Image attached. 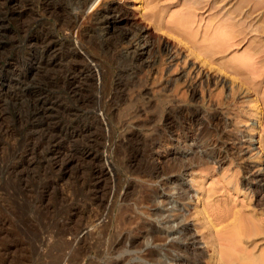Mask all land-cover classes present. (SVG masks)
Wrapping results in <instances>:
<instances>
[{
  "label": "rangeland",
  "instance_id": "obj_1",
  "mask_svg": "<svg viewBox=\"0 0 264 264\" xmlns=\"http://www.w3.org/2000/svg\"><path fill=\"white\" fill-rule=\"evenodd\" d=\"M42 1L0 0V264H240L242 258L253 264L264 251L261 237L257 245L245 236L227 243L221 235L213 243L229 221L213 220L209 228L200 209L206 206L209 214L228 207L264 220L263 203L242 184L244 166L259 154L264 168V0H104L121 7L129 21L107 25L103 37L94 33V43L112 41L128 25L143 27L171 57L155 53V64L128 75L125 46L110 42L95 56L102 77H81L71 86L75 93L63 57L54 64L39 59L42 36L48 32L62 43L50 55L74 48L84 56L85 50L43 11L64 0ZM78 94L92 101L84 104ZM100 98L112 104L101 125L94 115H101L94 108ZM183 104L200 109L202 122L179 141L175 134L184 124L175 108ZM137 106L142 113L134 114ZM211 113L218 120L206 121ZM223 123L229 140L216 146ZM245 133L253 135L250 147ZM162 143L160 149L172 152L162 175L150 178L148 154ZM224 248L238 254L226 257Z\"/></svg>",
  "mask_w": 264,
  "mask_h": 264
},
{
  "label": "bare ground",
  "instance_id": "obj_2",
  "mask_svg": "<svg viewBox=\"0 0 264 264\" xmlns=\"http://www.w3.org/2000/svg\"><path fill=\"white\" fill-rule=\"evenodd\" d=\"M14 0H5L6 3L8 4H12ZM44 1V0H43ZM42 1V2H43ZM221 1V0H220ZM244 1V0H243ZM246 1V0H245ZM49 2V1H47ZM63 2V0H62ZM5 3V4H6ZM218 3V2H217ZM41 4V3H40ZM56 5H59L58 8H55L56 6H51L50 2L48 3L47 6H43V11L45 13V11H47L48 13H53V15L55 16V19H56V23H55V28L59 30H63L65 31L67 34L69 35H72L75 39V44L80 47L81 49H84L85 53H84V56H81L74 48L69 50L68 52H65V54H62V55H59L57 53H53L54 55H50L51 53L49 52L51 48H53L54 46H56L57 44H59L61 46V42H59V39H57L58 41H55L53 40L52 36L50 34H43L42 36V41L41 43L44 44L43 45V51H42V54L40 55L39 59L41 58V61L43 63H52L54 64V62H56L59 58L61 60V58L63 57V60L66 62V64L68 65V75H70V78L69 79V82L68 83V86L69 88H71L70 91H72L73 93L75 92H78L76 91L77 89L74 88V87H71L73 86L77 80L81 79V77H92L93 75L97 77V79L99 80L100 77H102V70L100 68V64L99 62L97 61V59L95 58V56L97 55V52H101V51H104L109 49V46L111 47L112 46V43L113 45H117V44H121L122 46L124 45L125 46V54H124V57H126L129 62L131 63V67L127 70V69H124L125 72H128L130 70V72L128 73V75H132L134 72H135V68L136 69H145V68H148V67H151L154 63V60H155V53H164V55L168 54L167 56L170 55L169 51H168V47L165 43H162V42H156L148 33H147V30L146 28H134L132 27L131 25H128L126 30L125 31H122L120 33H118L112 41V43L110 42H106L105 40H100V44L97 45L96 43L93 42V35L94 33H99V32H102L103 35H101V37L107 35L109 33V31L106 29L107 25L110 27V28H113L115 27L117 24H127L128 23V18L125 16V13L123 11V9L121 7H119L118 5H106L104 0H64V3L63 4H59V1L57 3H55ZM241 5V4H240ZM246 5V4H245ZM51 6V7H50ZM217 6V5H216ZM237 6V5H236ZM236 6L234 8V12H237L236 11ZM242 7V6H241ZM233 10V8L231 9ZM230 10V11H231ZM238 12H240V7L238 6ZM243 10V9H242ZM253 10V9H252ZM229 11V10H228ZM250 11H251V8L249 10H245L244 12V15H243V19L249 17L251 14H250ZM1 13V12H0ZM10 14V11L7 10L5 14ZM225 13V12H224ZM229 13V12H227ZM241 13V12H240ZM239 13V14H240ZM3 14V13H1ZM0 14V15H1ZM232 14V13H230ZM23 15V14H22ZM229 15V14H228ZM235 15V13L233 14ZM238 15V14H237ZM242 15V14H241ZM34 17V16H33ZM235 17V16H234ZM231 19V18H230ZM242 20V19H241ZM2 22V21H1ZM0 22V24H1ZM88 24L86 28H84L85 30L82 29V24ZM239 23V22H238ZM44 24V23H43ZM48 24V23H47ZM159 24V23H158ZM180 24V23H179ZM184 24V23H183ZM54 25V24H53ZM181 25V24H180ZM185 25V24H184ZM184 25H181L184 26ZM29 26V25H28ZM26 27V26H25ZM41 27V26H40ZM47 28V27H46ZM174 28V27H173ZM184 28V27H183ZM183 28L181 30H183ZM22 29V28H21ZM29 29V28H28ZM41 29V28H40ZM253 29V28H252ZM27 30V29H26ZM37 30V29H36ZM46 30V29H45ZM48 30V29H47ZM50 30V29H49ZM48 30V31H49ZM53 30V29H52ZM175 30V29H174ZM177 30V29H176ZM42 31V30H41ZM26 32V31H25ZM29 32V31H28ZM37 32V31H35ZM40 32V31H39ZM45 32V31H44ZM183 33V31H181ZM180 31L176 32L178 34H182ZM175 33V34H176ZM100 34V33H99ZM171 35V34H170ZM174 35V33H173ZM177 36V35H176ZM184 36H185V30H184ZM40 37V36H39ZM67 37V36H66ZM65 37V38H66ZM187 37V36H186ZM67 38H70L69 36ZM185 39V37H184ZM61 40V39H60ZM110 40V39H109ZM177 40V39H176ZM181 40V43L182 41L184 42L183 39H180ZM179 40V42H180ZM191 40H193L191 38ZM218 40V39H217ZM68 41V40H67ZM186 41V40H185ZM190 41V40H189ZM188 39H187V42H189ZM178 42V43H179ZM67 43V42H66ZM69 43V42H68ZM180 43V44H181ZM190 43V42H189ZM193 43V42H192ZM186 44V42L184 43V45ZM188 44V43H187ZM65 45V44H64ZM195 45V43H194ZM36 46V45H35ZM123 46V48H124ZM63 47V46H62ZM105 47V48H104ZM190 47V45H189ZM61 48V47H60ZM59 48V49H60ZM65 48V47H64ZM67 48V47H66ZM192 48V47H191ZM48 51V52H46ZM53 51V50H52ZM51 51V52H52ZM164 51V52H162ZM189 51V50H188ZM55 52V51H53ZM119 52V51H118ZM46 53H48L46 55ZM191 53V52H190ZM37 55V54H36ZM35 55V56H36ZM34 56V55H33ZM171 57V55L169 56ZM35 58V57H34ZM79 62L81 63L80 65H77L75 62ZM40 62V61H38ZM89 62H94L95 63V66H91V64ZM57 63V62H56ZM134 66V67H133ZM127 68V67H126ZM124 70H122L124 72ZM134 70V71H133ZM138 71V70H137ZM124 72V73H125ZM120 73V71H119ZM140 73V72H139ZM67 75V77H68ZM65 78H66V75H65ZM135 79V78H134ZM132 79V80H134ZM65 81V80H64ZM68 81V80H67ZM137 81V80H136ZM135 81V82H136ZM78 82V81H77ZM66 83V81H65ZM201 83V82H200ZM73 84V85H72ZM193 85V84H192ZM116 88H118V84L116 86ZM102 88H100V92H102ZM119 90V88L117 89ZM1 91V90H0ZM107 91V90H106ZM106 91L103 90V92L106 93ZM99 92V91H98ZM141 93V92H140ZM138 94V95H141V94ZM195 86H190V95L192 97L195 96ZM77 94V93H76ZM101 94V93H100ZM79 95V94H78ZM104 95V94H103ZM79 98L80 101L82 103L85 104V102H89V101H92V98L91 96H87V95H79ZM113 96V95H112ZM99 97V95H98ZM101 97V95H100ZM98 100V99H97ZM100 101L98 102V106L97 107H94L96 108V110H100L101 111V115L100 116H97L96 114L95 117H96V120L97 122L101 124H105V112L110 109L112 107V104L111 106L109 105V107H107V103L105 101H102L103 99H99ZM92 103V102H91ZM95 103V101L93 102ZM88 104V103H87ZM86 104V106H87ZM82 105V104H81ZM46 107V106H45ZM80 107V106H79ZM172 107V106H171ZM143 108L142 106H137L134 110V114H139L140 112L142 113L143 112ZM175 108V107H173ZM45 109V108H44ZM92 109V108H91ZM180 113H181V118H182V123L184 124V126L182 128H178L177 131H176V139L179 140V141H184L186 139L188 132H190L192 129H196L197 126H199L202 122V111L198 108H192V109H188L187 107H184V104L182 106H176V108ZM95 110V109H94ZM172 111V110H171ZM176 111V110H175ZM174 112V111H173ZM172 112V113H173ZM213 112V111H212ZM107 113V112H106ZM167 113V112H166ZM170 113V112H169ZM167 113V114H169ZM178 113V112H177ZM155 114V113H154ZM175 115V114H174ZM152 116V115H151ZM154 116V115H153ZM171 116V115H170ZM180 116V115H179ZM37 117V116H36ZM158 117V116H157ZM206 117V116H205ZM203 117V118H205ZM167 118V117H166ZM176 118V117H175ZM154 119V118H153ZM165 119V118H164ZM174 119V118H173ZM207 119H209L210 121L214 120V119H217L218 120V117H217V114L216 113H211L210 115H208V118H206V121ZM171 120V119H170ZM170 120L168 122H170ZM181 120V119H180ZM204 121V122H206ZM217 122V121H216ZM215 122V123H216ZM173 122H171L172 124ZM214 123V124H215ZM164 124V122H163ZM176 124V123H175ZM181 124V123H180ZM218 124V123H217ZM225 123H223V128L221 127V130L222 132H220L219 134V138L217 137V140H215L213 142L214 145L218 144V143H222V141H226V140H229V133L228 135H226L223 131L224 127L226 126V124L224 125ZM177 125V124H176ZM230 125V124H229ZM158 126V125H157ZM166 126V125H165ZM164 126V127H165ZM171 126V125H169ZM48 127V126H47ZM214 127V126H213ZM155 128V127H154ZM160 128V127H159ZM171 128V127H170ZM156 129V128H155ZM218 129V128H217ZM226 129V128H225ZM229 129V128H227ZM161 130V128H160ZM175 130V129H174ZM220 130V131H221ZM233 130V129H232ZM172 131V130H171ZM229 131V130H227ZM153 132V131H151ZM195 132V131H194ZM232 132V131H231ZM157 133V132H155ZM166 133V132H165ZM216 133V132H215ZM164 134V133H163ZM168 134V133H167ZM213 134V133H212ZM218 134V132H217ZM216 134V135H217ZM242 134V133H241ZM149 135V134H148ZM154 135V134H153ZM162 135V134H161ZM170 135V134H168ZM158 136V135H157ZM218 136V135H217ZM234 136V135H233ZM152 137V136H151ZM154 137V136H153ZM152 137V139H153ZM159 137V136H158ZM158 137H155V138H158ZM161 137V136H160ZM159 137V138H160ZM216 137V136H215ZM226 137H228L226 139ZM231 137V136H230ZM170 137L168 136V139ZM172 138V137H171ZM241 138H244L243 140V143L245 144H248V147H250L252 145V141H253V135L251 133H245L244 135H241ZM174 139V138H173ZM174 139V140H176ZM158 140V139H157ZM163 140V139H162ZM235 141V140H233ZM153 142V141H151ZM163 142V141H162ZM178 142V141H177ZM155 143V142H153ZM152 143V144H153ZM158 143H160L158 141ZM168 143V142H167ZM182 143V142H180ZM184 143V142H183ZM189 143V142H188ZM234 143V142H233ZM143 144V143H142ZM151 144V145H152ZM171 144V143H170ZM185 144V143H184ZM162 144H159L157 145V147L155 148V150H151V152L148 154V158L150 159V161L153 162V169L152 167H150L152 169V171H150V178H156L159 176V173H161L162 175V171H163V162L165 160H167V158H169L170 154H171V150L172 149H160ZM160 146V147H159ZM172 146V145H171ZM190 146V145H189ZM217 146V145H216ZM221 146V145H220ZM223 146V145H222ZM169 148V146H166ZM215 147V146H214ZM151 149V148H150ZM163 151V152H166V155L164 158H161L160 156H158V153L160 151ZM232 152H234L236 155H241L243 153V150L240 149L239 151L238 150H234L233 148L231 149ZM261 151V149H260ZM257 152V153H260ZM89 153V151H88ZM147 153V152H146ZM214 153V152H213ZM234 155V154H233ZM257 155V154H256ZM158 156V157H157ZM214 156L220 160V152L219 151H216L214 153ZM173 156H171L172 158ZM257 157V156H256ZM262 156H260V154L258 155V159H256V163L254 162L252 165H249V164H246L243 168V180H242V184L244 186V189L247 191V194H254L256 196V202L257 204L259 203H263L264 205V168H262V162H261V158ZM146 158V159H148ZM176 158V157H175ZM214 159V158H213ZM151 163V162H150ZM151 166V164H150ZM166 167V166H165ZM178 167H182V166H179ZM253 167H256L255 171L254 172H251L252 171V168ZM175 168V167H174ZM178 168V169H179ZM182 169V168H181ZM180 169V170H181ZM167 171V170H166ZM170 172V171H169ZM173 172V171H172ZM170 172V173H172ZM181 172V171H180ZM164 173V172H163ZM174 173V172H173ZM179 173V172H178ZM147 174V173H146ZM149 174V173H148ZM165 174V173H164ZM160 175V176H161ZM179 175V174H177ZM159 176V177H160ZM158 177V178H159ZM155 181V179H153ZM177 180V179H176ZM160 181V180H159ZM157 182V181H155ZM164 183V182H162ZM175 183V182H174ZM159 185V184H158ZM176 185V183H175ZM160 186V185H159ZM166 186V185H165ZM171 186V185H170ZM179 187V186H178ZM160 188V187H159ZM166 188V187H165ZM172 189V188H171ZM170 189V190H171ZM180 189V188H178ZM166 190V189H165ZM169 190V189H168ZM167 190V191H168ZM185 190V189H184ZM183 190V191H184ZM166 191V192H167ZM178 191V190H176ZM180 192V191H179ZM182 192V191H181ZM169 193V191L167 192ZM185 193V191H184ZM187 194V192H186ZM183 196V195H182ZM180 197V196H179ZM187 197V196H186ZM177 198V197H176ZM189 198V197H188ZM187 198V199H188ZM179 199V198H178ZM182 199V197H181ZM176 200V199H175ZM183 200V199H182ZM211 201V200H210ZM177 202V201H176ZM184 202V201H182ZM201 202V201H200ZM208 203V202H207ZM179 204V203H178ZM210 204V203H209ZM208 204V205H209ZM215 204V203H214ZM217 204V203H216ZM220 204V203H219ZM204 205H207V204H204ZM211 205V204H210ZM219 206V205H218ZM210 207V206H209ZM213 207V206H211ZM200 209V208H199ZM206 206H204L202 209L204 214V218L205 220L207 221L206 223H209V228H210V223L211 225L213 224V220L217 221L216 224L218 223H222L224 224L223 222H227V224H225V231H223L221 233V229L217 232V234L220 232V234L217 236L215 234L214 237H212L213 239L215 237H218L221 236V240L223 239L225 242H237L238 240H241L242 236L247 239H254L252 240V245L255 243V245H257L258 243L255 242L256 241V238L257 237H261V239L264 241V220L261 219L259 216H256L255 217H252L250 218L251 216H247V214L249 213H246L244 215H246L245 217H243V212L239 213L237 210L236 211H233L231 208H228V207H222V208H217L214 209L215 211L217 212H214L212 211L211 213H207L208 212V209ZM211 209V208H210ZM213 209V208H212ZM200 210L197 211L200 213ZM201 211V212H202ZM202 212V213H203ZM196 213V212H195ZM197 214V215H200V214ZM253 214V213H252ZM210 215L212 216L213 215V218L211 219L210 218ZM251 215V214H250ZM255 215V214H254ZM253 215V216H254ZM173 217V216H172ZM201 217V216H200ZM249 217V218H248ZM174 218V217H173ZM181 219L184 218L183 217H180ZM197 218V217H196ZM168 219V218H167ZM176 219V218H175ZM203 218H201L202 220ZM177 220V219H176ZM183 220V219H182ZM195 220V219H194ZM198 220V218H197ZM197 220H195L194 222H196ZM205 220H203L204 222L201 223L202 221H199L202 224H205ZM175 221V220H174ZM219 221V222H218ZM180 222V221H179ZM193 222V224H194ZM197 222V223H198ZM225 222V223H226ZM171 223V222H170ZM185 223V222H184ZM183 223V224H184ZM196 223V224H197ZM215 223V222H214ZM199 224V223H198ZM143 225V224H142ZM178 225H180L178 223ZM219 225V224H218ZM221 225V224H220ZM224 226V225H222ZM195 227V226H193ZM214 227V225H213ZM184 228V227H183ZM187 228V227H186ZM208 228V229H209ZM212 228V227H211ZM154 229V228H153ZM182 229V227H181ZM177 230V229H176ZM199 230V229H198ZM149 231V230H148ZM192 231V230H191ZM209 231H211L209 229ZM217 231V229L215 230ZM148 233V232H147ZM180 233V232H179ZM182 233V232H181ZM191 233V232H190ZM189 233V234H190ZM187 234V235H189ZM211 233H209L210 235ZM212 234V235H214ZM157 235V240L161 237H163V235H159V234H156ZM191 235V234H190ZM194 235V234H193ZM166 236V235H165ZM195 236V235H194ZM206 236V235H205ZM128 237V236H127ZM154 237V238H155ZM188 237V236H187ZM209 239L211 238L210 236H208ZM125 238V237H124ZM185 238V236H184ZM195 238V237H194ZM211 238V239H212ZM220 238V237H219ZM162 239V238H161ZM160 239V240H161ZM183 239V238H182ZM189 239V238H188ZM210 239V240H211ZM216 239V238H215ZM212 240L213 241H216V240ZM244 239V238H243ZM245 239V240H247ZM261 239H258L261 241ZM185 240V239H184ZM194 240V239H193ZM220 240V239H218ZM183 241V240H182ZM262 241V243H264ZM184 242V241H183ZM187 242V240H186ZM189 242V241H188ZM211 242V243H212ZM227 242V243H228ZM241 242V241H240ZM246 242V241H245ZM254 242V243H253ZM194 243V242H193ZM210 243V242H209ZM214 243V242H213ZM218 243V242H217ZM231 243V244H232ZM230 244V243H229ZM251 245V243H249ZM235 245V244H233ZM237 245V244H236ZM211 247V246H210ZM264 248V247H263ZM225 249V252L223 253H226L225 256L227 257V253H230L231 254V250L232 249H228L226 250ZM235 249V248H234ZM238 249V248H236ZM227 251V252H226ZM230 251V252H228ZM235 250H233L232 254L234 253ZM251 251V250H250ZM261 251V250H260ZM222 252V251H221ZM264 252V251H263ZM262 252V254L259 256H257L255 259L253 257V260L254 262L252 261L253 264H264V253ZM222 253V254H223ZM235 253H237L235 251ZM240 253V251H239ZM256 253V252H255ZM229 254V255H230ZM238 254V253H237ZM236 254V255H237ZM246 254V253H245ZM224 255V254H223ZM240 255V254H239ZM244 255V254H243ZM256 255V254H255ZM222 256V255H221ZM233 256V255H232ZM62 257V256H61ZM238 257V256H237ZM224 258V257H222ZM232 258V257H230ZM242 258V257H241ZM235 259V258H233ZM243 259V258H242ZM240 259L239 260V263L241 261L240 264H247L244 262V260ZM250 257L247 259L249 260ZM227 261H230L227 260ZM243 261V262H242ZM251 261V260H250ZM247 262V261H246ZM249 262V261H248ZM219 263V262H218ZM231 263V261L229 262ZM177 264V263H176ZM181 264V263H180ZM227 264V263H226ZM231 264H234L233 262ZM249 264H251L249 262Z\"/></svg>",
  "mask_w": 264,
  "mask_h": 264
}]
</instances>
